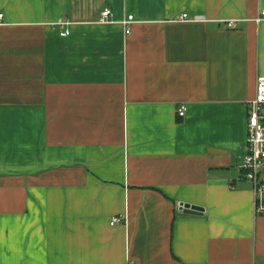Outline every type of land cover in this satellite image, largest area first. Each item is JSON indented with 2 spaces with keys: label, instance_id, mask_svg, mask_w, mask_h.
<instances>
[{
  "label": "crops",
  "instance_id": "obj_1",
  "mask_svg": "<svg viewBox=\"0 0 264 264\" xmlns=\"http://www.w3.org/2000/svg\"><path fill=\"white\" fill-rule=\"evenodd\" d=\"M262 8L0 0V264H264L239 170Z\"/></svg>",
  "mask_w": 264,
  "mask_h": 264
},
{
  "label": "built area",
  "instance_id": "obj_2",
  "mask_svg": "<svg viewBox=\"0 0 264 264\" xmlns=\"http://www.w3.org/2000/svg\"><path fill=\"white\" fill-rule=\"evenodd\" d=\"M4 14H0V26L3 24ZM133 16H128L121 24L124 26L125 34L130 33V24ZM111 20V11L103 9V12L97 23H109ZM182 22H188L186 14L179 18ZM257 23L264 21V8H262L259 17L256 19ZM233 21L225 22L226 27L233 28ZM68 24L60 21L56 24L60 28V36L66 37L69 31L65 29ZM255 96L246 103L247 109V141L246 153L243 156L239 170L243 174V178L251 187L253 195V210L255 214L264 216V77L258 76L255 83ZM179 116H184L185 107L181 105L178 108ZM124 224L121 217H113L110 220V225Z\"/></svg>",
  "mask_w": 264,
  "mask_h": 264
},
{
  "label": "water",
  "instance_id": "obj_3",
  "mask_svg": "<svg viewBox=\"0 0 264 264\" xmlns=\"http://www.w3.org/2000/svg\"><path fill=\"white\" fill-rule=\"evenodd\" d=\"M181 210L185 213L193 214V215L203 212V209L198 206L195 207V206H190L188 204H183V203L179 205V211Z\"/></svg>",
  "mask_w": 264,
  "mask_h": 264
}]
</instances>
